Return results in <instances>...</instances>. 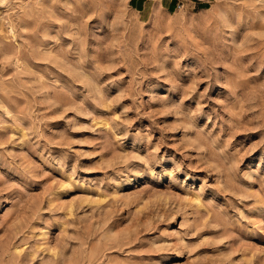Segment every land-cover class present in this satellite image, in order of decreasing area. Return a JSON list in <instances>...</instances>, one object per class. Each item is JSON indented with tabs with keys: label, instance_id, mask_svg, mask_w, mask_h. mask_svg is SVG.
I'll return each instance as SVG.
<instances>
[{
	"label": "rangeland",
	"instance_id": "obj_1",
	"mask_svg": "<svg viewBox=\"0 0 264 264\" xmlns=\"http://www.w3.org/2000/svg\"><path fill=\"white\" fill-rule=\"evenodd\" d=\"M157 3H0V264H264V0Z\"/></svg>",
	"mask_w": 264,
	"mask_h": 264
},
{
	"label": "crops",
	"instance_id": "obj_2",
	"mask_svg": "<svg viewBox=\"0 0 264 264\" xmlns=\"http://www.w3.org/2000/svg\"><path fill=\"white\" fill-rule=\"evenodd\" d=\"M130 4H132L133 8L140 12L142 15L149 14L150 7L155 5V2L158 5L160 4L165 10L168 12L175 11L178 6L181 5L182 0H129ZM200 2V1H198ZM203 4L202 2H200Z\"/></svg>",
	"mask_w": 264,
	"mask_h": 264
},
{
	"label": "bare ground",
	"instance_id": "obj_3",
	"mask_svg": "<svg viewBox=\"0 0 264 264\" xmlns=\"http://www.w3.org/2000/svg\"><path fill=\"white\" fill-rule=\"evenodd\" d=\"M5 0H0V3H3ZM3 199V198H2ZM3 202V201H2ZM1 205V204H0Z\"/></svg>",
	"mask_w": 264,
	"mask_h": 264
}]
</instances>
